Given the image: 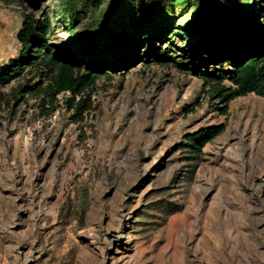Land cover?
<instances>
[{
	"label": "rangeland",
	"instance_id": "rangeland-1",
	"mask_svg": "<svg viewBox=\"0 0 264 264\" xmlns=\"http://www.w3.org/2000/svg\"><path fill=\"white\" fill-rule=\"evenodd\" d=\"M29 15L100 77L0 83V264H264V97L211 92L264 50V0H0V66Z\"/></svg>",
	"mask_w": 264,
	"mask_h": 264
},
{
	"label": "trees",
	"instance_id": "trees-1",
	"mask_svg": "<svg viewBox=\"0 0 264 264\" xmlns=\"http://www.w3.org/2000/svg\"><path fill=\"white\" fill-rule=\"evenodd\" d=\"M51 19L46 15L42 20L29 15L22 30L18 34V42L22 46V55L19 64L14 61L10 65L0 66V83L9 84L13 74L19 75L23 69L20 68L26 62L29 66H42L43 70L57 71L56 75L50 77V84L45 89L46 97L55 100L62 92L70 91L74 94L80 93L84 88L100 76L92 71L81 74L76 66L62 62L47 53L48 37L51 33ZM29 53L35 55L30 60ZM234 63L233 76L230 79L231 86L223 85L221 81L216 82L211 88L215 98L222 104L248 94L264 97V50L262 45H249L248 49L240 52ZM37 86L29 93L41 91ZM222 128H216L203 132L199 136L198 148L204 147L215 137L220 135Z\"/></svg>",
	"mask_w": 264,
	"mask_h": 264
}]
</instances>
